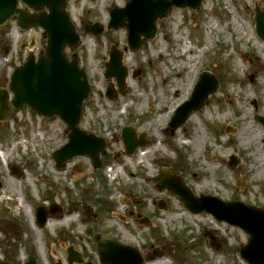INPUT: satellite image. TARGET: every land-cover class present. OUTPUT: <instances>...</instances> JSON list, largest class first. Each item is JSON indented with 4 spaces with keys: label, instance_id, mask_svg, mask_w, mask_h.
Segmentation results:
<instances>
[{
    "label": "rangeland",
    "instance_id": "374dc122",
    "mask_svg": "<svg viewBox=\"0 0 264 264\" xmlns=\"http://www.w3.org/2000/svg\"><path fill=\"white\" fill-rule=\"evenodd\" d=\"M127 1L70 0L66 8L80 43L65 55L78 62L90 89L79 129L105 141L100 169L94 170L87 157L55 169L51 155L66 144L68 134L57 118L46 120L25 108L11 111L0 123V263L68 264L66 251L72 247L83 264H100L93 237L101 234L136 248L144 264H159L163 255L172 264H246L238 252L246 245V234L209 214L187 213L181 201L154 179L164 171L194 197L211 196L264 210V176L257 177L264 162L260 166L255 157L264 147L260 142L241 144L250 124L264 137L256 122L264 119L259 112L264 105V44L254 33L253 12L256 5L263 9L262 0H202L196 11L172 9L157 21L155 37L142 40L137 52L129 50L124 30L106 29L108 12L123 8ZM93 24L103 28L97 38L83 31ZM110 47L122 52V66L128 72L123 95L114 80L103 78ZM45 48L39 29L23 33L14 21L2 29L0 88L8 91L14 69L39 57ZM136 71L140 75L134 78ZM202 72L214 76L216 92L181 128L166 134L174 110L189 98ZM110 85L117 93L113 101L105 97ZM125 127L147 141L130 157L124 155L120 137ZM197 140L204 141L203 147H194ZM232 156L239 162L230 170ZM11 167L20 169L21 176H12ZM160 201L165 210L158 209ZM54 204L65 210L64 219L74 217L67 224L49 219L48 225L54 227L42 228L44 253L39 254L35 226L25 210L34 216L38 206ZM175 207L185 216L171 222L165 214ZM144 218L148 226L139 224ZM208 234L216 239L217 248L209 247Z\"/></svg>",
    "mask_w": 264,
    "mask_h": 264
},
{
    "label": "water",
    "instance_id": "95a60500",
    "mask_svg": "<svg viewBox=\"0 0 264 264\" xmlns=\"http://www.w3.org/2000/svg\"><path fill=\"white\" fill-rule=\"evenodd\" d=\"M18 1L28 6L33 14L15 13ZM202 0H129L125 8L110 11L108 29L124 28L127 41L132 51L140 48L141 38L153 39L156 32L155 24L162 20L172 8L197 10ZM263 5H264V0ZM67 0H0V28L8 25L14 17L22 30L41 28L47 37L45 56L29 58L23 67L15 69L10 82L13 100L9 107L19 111L28 107L30 111L51 119L58 117L67 127L68 142L53 153L56 168L60 169L66 162L75 157H89L94 169H99V154L104 151L105 143L92 135H86L78 130L81 107L89 93V86L83 71L79 70L77 62H67L64 50L67 46L73 48L79 43L69 17L63 12ZM47 9L49 13H44ZM39 12V15H36ZM255 32L264 42V10L255 8ZM85 32L99 36L102 28L98 25L85 27ZM121 53L114 48L109 54V63L105 68V79H115L119 92H125L127 73L121 66ZM137 72L135 76H138ZM217 90V82L208 73H203L196 84L191 98L181 105L169 123V131L173 133L181 127L189 115L203 108L209 95ZM106 96L109 100L116 98L113 87H108ZM8 107V94L0 90V122L4 121ZM264 125V120L260 119ZM127 156L132 155L138 148L146 146L143 136L135 140L134 131L125 128L121 134ZM238 161L231 159L228 164L234 168ZM14 174H19L13 169ZM161 184V189H168L180 198L184 207L193 214L206 212L217 221L226 222L244 231L249 239L245 247L240 248V257L248 264H264V211L244 206L240 203H223L212 197L195 199L181 182L163 173L155 179ZM159 208H164L163 204ZM61 210L52 207L49 211L42 208L37 210V221L43 226L48 216L59 215ZM146 222V220L144 221ZM97 255L101 264H143L139 253L129 247L117 245L113 240L95 236ZM211 247L215 240L211 239ZM68 261L82 263L79 256L68 249ZM33 264V263H28Z\"/></svg>",
    "mask_w": 264,
    "mask_h": 264
},
{
    "label": "bare ground",
    "instance_id": "6f19581e",
    "mask_svg": "<svg viewBox=\"0 0 264 264\" xmlns=\"http://www.w3.org/2000/svg\"><path fill=\"white\" fill-rule=\"evenodd\" d=\"M210 28L211 29L213 28V23H210ZM234 31L236 32V29ZM14 38L17 39V32L14 33ZM189 53H191V52L189 51L188 54ZM259 112L260 113H263V115H264V105H263V107H260ZM245 126H247V124L246 125H243L242 127H245ZM258 129L259 128H257V126H255L253 124H250V126L248 127V130L247 129H244L243 130V136H245V137L241 140V144H243L245 147H248L250 145H254L256 142H258V143L260 142L261 145H263V147H264V137H262V135H260L258 133L259 132ZM248 131H250V132H248ZM203 144H204V141L203 140H197L194 143V147L195 148H201V147H203ZM255 157H256V163L257 164H260V166H261V163L264 162V152L263 153H260V154L256 153ZM193 176H194V181L196 182L198 180L196 174L194 173ZM263 176H264V171H261L260 173H258V176L257 177L258 178H261ZM25 213H26V215H27V217L29 219L30 224L32 225L33 220H32V215H31L30 210L26 208ZM181 213L182 212L179 210V208H176L175 207L172 210L171 213L166 212L165 215H168L166 218L169 221L172 222V221H174V219L175 220L183 219L184 218L183 216H185V215L182 216ZM164 220H166V219L164 218ZM67 221L68 220L66 219V220L63 221V223L65 224ZM166 224H167V222L165 221L164 222V225H166ZM47 226H49V225H47ZM49 227H51V228L54 227V224H52ZM211 229H212V227H211ZM212 230H216V229H212ZM32 231H33V233L36 236V242L39 244V246L37 248L38 249V252H39V254H43L44 253V247L40 243L42 241V238L41 237H42V233L43 232H42V230L39 231V230H35V229H32ZM220 238L222 240H226V237L225 236H221Z\"/></svg>",
    "mask_w": 264,
    "mask_h": 264
}]
</instances>
